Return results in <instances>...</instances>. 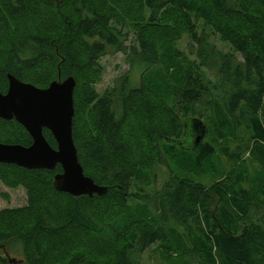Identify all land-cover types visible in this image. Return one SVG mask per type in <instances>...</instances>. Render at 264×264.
I'll use <instances>...</instances> for the list:
<instances>
[{"label":"trees","instance_id":"16d2710c","mask_svg":"<svg viewBox=\"0 0 264 264\" xmlns=\"http://www.w3.org/2000/svg\"><path fill=\"white\" fill-rule=\"evenodd\" d=\"M126 1L0 0V92L8 74L38 88L72 77L78 161L107 188L103 196L73 197L53 187L59 165L49 171L0 164V182L22 187L28 201L24 209L0 212V264H9L4 253L12 264H141L151 246L168 264H264V0H129L121 14L117 7ZM44 12L56 28H30ZM172 29L177 34L166 41ZM207 30L231 52L217 51ZM182 34L189 36L187 52L174 45ZM109 49L132 65L119 89L98 93ZM213 54L218 70L211 82L203 69ZM194 119L204 131L196 146L192 132L186 138ZM211 127L219 141L247 133L234 156L219 152L235 167L208 187L171 177L151 198L134 191L162 158L170 172L215 175ZM43 135L56 148L51 133ZM0 142L27 147L32 139L15 120L0 119ZM245 154L258 166L254 178L246 174ZM254 206L262 211L252 219ZM131 213L135 220L122 232L111 228Z\"/></svg>","mask_w":264,"mask_h":264},{"label":"water","instance_id":"95a60500","mask_svg":"<svg viewBox=\"0 0 264 264\" xmlns=\"http://www.w3.org/2000/svg\"><path fill=\"white\" fill-rule=\"evenodd\" d=\"M7 80L6 92H0V119L15 120L29 134L32 143L24 147L0 142V164L15 165L26 170L49 171L59 165L62 172L53 177V187L57 192L73 197L105 195L107 188L97 185L84 174L73 142L75 80L68 77L63 81H52L46 88L22 82L10 74ZM188 122L192 131L187 128L186 138L189 131L190 135L192 132V146H196L203 139L202 122L195 119ZM44 129L53 136L56 148L46 141ZM4 256L8 258L9 264L16 263L6 253Z\"/></svg>","mask_w":264,"mask_h":264},{"label":"rangeland","instance_id":"374dc122","mask_svg":"<svg viewBox=\"0 0 264 264\" xmlns=\"http://www.w3.org/2000/svg\"><path fill=\"white\" fill-rule=\"evenodd\" d=\"M115 9V8H114ZM130 9L129 6V0H127L124 4H121V6L117 7L118 12L126 13ZM55 21L56 19L52 17V14L50 12H44L41 16L37 17H32L29 27L30 28H39V27H46L47 29H54L55 27ZM203 23L199 21L198 24V31L200 32L202 29ZM207 32L210 34V42L213 47L217 48V51L221 53H230L231 50L228 47L227 44L221 42V40L216 36L211 33L210 30H207ZM177 34L176 29H172L171 32L168 34H165V40L168 41L169 38H172ZM2 37L0 36V55H1V50L3 48V42H2ZM187 34H182L181 37L177 40H175L174 45L180 49L181 51L187 52L189 51V44L190 40L188 39ZM208 36L202 35V38ZM131 41L125 42V45H130ZM197 47V46H196ZM195 47V48H196ZM125 55L120 52V51H115L113 49H109L107 51V54L101 58V69L103 72L102 75V82L96 85V90L98 93L101 92H107L109 90L113 89H119L121 83H122V78L123 76L129 74L130 72V67L132 65H129L125 61ZM237 58L241 60L240 56L237 55ZM191 59H194V57L191 56ZM218 61V54H213L211 56L210 60V66L207 69H203L204 71L207 72L208 74V79L211 82L215 81L218 66L217 62ZM131 80L133 81L134 84H137L139 82V69L136 66L134 70L130 73ZM63 81V80H61ZM200 106V105H199ZM203 106V104H202ZM202 114L205 116L207 115V112H202ZM211 139H216V146L217 151L216 155L217 158L213 161L214 167H216L217 173L215 175H211L210 172H206L205 175L201 176L199 174H189V173H181L180 170H173L170 172L169 168V163L165 158H162L157 165L153 168V170L149 171V178H147V181L145 184L138 186L137 189H134L135 192H139L142 196H145V198H151L153 196H156L160 194L163 185L171 178V177H183V178H189L191 180H194L196 182H200L207 187L212 184L214 179L219 178L223 172L227 171L228 169H231L235 166H233V163L230 159L227 158V156H224L222 154H219V152L222 150V148H227V152L229 154L231 153L233 156L235 152H237L238 147L244 148L246 145V142L248 140L247 133H245L243 130L239 132V135L237 138H231L225 139L219 141L218 139V134L215 133V127H211L210 130V135L207 140ZM242 158L245 159L243 162V165L246 167V174H250V178H254L257 175L256 168L258 167L257 164L251 163L250 160L247 158V154L242 155ZM247 158V159H246ZM236 168H239V165H236ZM53 204H56V201H53ZM136 205V206H135ZM134 206V211H137V205H141L140 203H135ZM214 200L210 204V208L214 207ZM28 206V201L26 197V192L22 187H17V188H7L3 183L0 182V212L4 210H19V209H24ZM108 210L105 208L102 213L105 214ZM262 209H257L255 206L251 208V215L250 218H256L259 216L256 212H261ZM96 217L99 221V214H96ZM135 220L133 213H131V218H126L124 216L116 219L114 222L111 223V228L114 229V231L117 232H122L125 228H127L131 222ZM102 222H105L102 219ZM83 239V238H81ZM82 243H85L87 245H92L91 241L88 239H84ZM168 260L165 258L164 255L160 254L158 251V248L155 246L149 247L142 256V262L141 264H168ZM185 264H188L186 262Z\"/></svg>","mask_w":264,"mask_h":264},{"label":"bare ground","instance_id":"6f19581e","mask_svg":"<svg viewBox=\"0 0 264 264\" xmlns=\"http://www.w3.org/2000/svg\"><path fill=\"white\" fill-rule=\"evenodd\" d=\"M58 33V32H57ZM6 79H7V77H6ZM2 93V92H1ZM5 93V92H4ZM123 153V152H122ZM124 154V153H123ZM198 223V222H197Z\"/></svg>","mask_w":264,"mask_h":264}]
</instances>
